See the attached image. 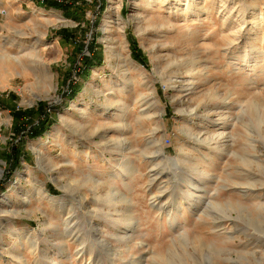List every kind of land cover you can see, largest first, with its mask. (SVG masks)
I'll return each instance as SVG.
<instances>
[{
    "label": "rangeland",
    "instance_id": "374dc122",
    "mask_svg": "<svg viewBox=\"0 0 264 264\" xmlns=\"http://www.w3.org/2000/svg\"><path fill=\"white\" fill-rule=\"evenodd\" d=\"M254 157L264 0H0V264H254Z\"/></svg>",
    "mask_w": 264,
    "mask_h": 264
},
{
    "label": "bare ground",
    "instance_id": "6f19581e",
    "mask_svg": "<svg viewBox=\"0 0 264 264\" xmlns=\"http://www.w3.org/2000/svg\"><path fill=\"white\" fill-rule=\"evenodd\" d=\"M30 57L31 58H35V59H37V60H39V59H41V56L39 55V53L38 52H36L35 51V53H33L32 52V54L30 55ZM42 62V61H41ZM36 64V63H35ZM67 123V125L69 126V127H71V126H73V125H75V124H72V123H70V122H66ZM99 135V134H98ZM96 136V135H95ZM254 150V149H253ZM250 154V153H249ZM254 156H255V154H253ZM257 156V155H256ZM251 159H252V157H250ZM255 158V157H254ZM263 158V157H262ZM244 160V159H243ZM256 160V162H254V163H258V164H256V167L257 168H259L261 171H263L264 172V162L263 161H259L258 160V158H255L254 159V161ZM250 160H246L244 163H251V162H249ZM260 171V172H261ZM252 183V182H251ZM232 187V186H231ZM258 188H259V190H258ZM231 189V188H230ZM264 190V180L263 181H260V185H258V186H250V185H248V187L244 190V192H245V197H250V198H255V200L256 201H258L259 203H260V205H255L254 207L256 208V210H257V212L259 213V214H262V212H264V199H260L261 197V192ZM243 191V190H242ZM254 200V199H253ZM208 204H210V203H208ZM228 204V203H227ZM225 207H229V208H234V206H231V205H228V206H225V205H221V204H216L215 202H213L212 201V204H211V208L212 209H214V210H216V209H219V210H221V211H223V209L225 208ZM235 209V208H234ZM254 211V210H253ZM205 213V212H204ZM208 213V212H207ZM263 216H264V213L262 214ZM206 216V215H205ZM215 216V215H214ZM262 216V217H263ZM210 217H212V214H210ZM251 217V216H250ZM249 217V218H250ZM218 218V217H217ZM212 221H216L215 219H214V217H212V219H211ZM262 229H264V227L262 228ZM263 233V232H262ZM250 253V252H249ZM238 255V254H237ZM255 256V255H254ZM254 256H252V259H253V262H254V264H264V258L262 257V258H259V259H257L256 257H254ZM240 257H242L243 259H245L247 262V264H252L251 263V261L248 259V258H245V256L243 255V256H241V254H240ZM241 258V259H242ZM245 260H244V262H245ZM245 264V263H244Z\"/></svg>",
    "mask_w": 264,
    "mask_h": 264
}]
</instances>
